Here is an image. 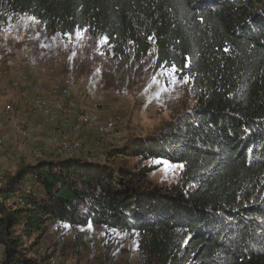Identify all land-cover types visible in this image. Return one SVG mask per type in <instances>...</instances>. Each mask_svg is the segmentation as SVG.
I'll use <instances>...</instances> for the list:
<instances>
[{
    "label": "trees",
    "instance_id": "trees-1",
    "mask_svg": "<svg viewBox=\"0 0 264 264\" xmlns=\"http://www.w3.org/2000/svg\"><path fill=\"white\" fill-rule=\"evenodd\" d=\"M0 5L47 34L104 38L116 58L131 49L139 60L153 45L155 67L175 65L200 89L196 105L158 131L109 144L103 162L37 158L7 174L0 264H41L22 237L38 240L49 222L135 231L146 264H264V0ZM153 159L182 164L180 183L152 184L143 163Z\"/></svg>",
    "mask_w": 264,
    "mask_h": 264
},
{
    "label": "rangeland",
    "instance_id": "rangeland-1",
    "mask_svg": "<svg viewBox=\"0 0 264 264\" xmlns=\"http://www.w3.org/2000/svg\"><path fill=\"white\" fill-rule=\"evenodd\" d=\"M30 35L37 39L33 48L44 51L51 41L54 45L52 51L60 49L66 53L67 58L61 59L58 68L63 69V65L68 68L60 74L62 79L42 85L38 93L25 98L22 93L32 74L27 63L17 66L16 59L22 49L27 48L23 46L24 39ZM104 42V38H91L85 30L65 38L59 34H47L36 19L28 15H9L0 5V115L3 107L9 105L18 109L19 121L31 132L44 136L59 133L56 123L48 124L34 109L33 101L43 92H50L54 85L73 81L78 106L97 110L103 116L117 117L124 138L116 145H122L135 137L149 136L196 105L200 89L187 76L178 73L174 77L176 82H172L170 68L155 67L153 45L143 58L135 60L131 49L119 58L113 57ZM52 63L53 60L45 62L41 69L54 74L56 69ZM22 74L27 75L26 80L20 78ZM73 118V114L68 115L70 121ZM9 129L10 125L6 123L5 141L0 147V183L20 164L36 162L37 153L43 159L60 158L50 146L44 143L33 145L10 133ZM65 134L73 137L67 131ZM75 138L80 143V154L95 162L105 160L109 144L99 135L85 132ZM133 162H136L135 158L129 159L130 164ZM143 164L153 167L148 173L152 184L170 187L180 183L182 164L163 159L147 160ZM46 225L47 229L38 240L34 239L36 233L30 239L22 237L26 246L32 243L28 255L40 260L41 264H146L142 237L135 231H118L93 224L89 229V223L74 227L50 222ZM2 251L0 245V258Z\"/></svg>",
    "mask_w": 264,
    "mask_h": 264
},
{
    "label": "built area",
    "instance_id": "built-area-1",
    "mask_svg": "<svg viewBox=\"0 0 264 264\" xmlns=\"http://www.w3.org/2000/svg\"><path fill=\"white\" fill-rule=\"evenodd\" d=\"M21 79L26 80L27 75L22 74ZM34 109L48 124H57L59 133L49 136L31 132L19 121V111L12 106H5L0 115V147L5 141L6 123L10 125V133H15L22 140L33 145L46 144L51 147L56 155H68L80 148L76 135L92 132L99 135L108 144H117L123 141L124 134L119 128L117 117L103 116L94 109H84L78 106L73 81L58 83L50 92H43L33 101ZM73 114V120L68 115ZM65 131L73 135L72 138ZM37 158L41 154L37 153Z\"/></svg>",
    "mask_w": 264,
    "mask_h": 264
},
{
    "label": "crops",
    "instance_id": "crops-1",
    "mask_svg": "<svg viewBox=\"0 0 264 264\" xmlns=\"http://www.w3.org/2000/svg\"><path fill=\"white\" fill-rule=\"evenodd\" d=\"M24 44L23 46H27V48L22 49V54H20V56L18 57L17 55V66L26 64L27 68L30 69V73L31 75V80L29 81V84L26 85L25 88V92L23 91V96L25 95V98H27L26 96L29 95H33L35 93H38L40 88L43 86H47L50 85L52 83L53 80H57V79H62V76H60V74L65 73L64 72V68H68L65 65L62 66L63 69H59L58 68V64L61 63V59L63 58V60L65 58H67V54L63 53V51H59L57 49H55L54 51H52L54 45L51 41H49L47 44H49V48L48 46H46L47 49H45L44 51H39V48L36 49V47L33 48V42L37 39L34 38L33 36H27L24 39ZM60 57V58H59ZM60 59L57 61V59ZM53 60V66L56 69L55 71V75L54 74H50L47 70H42L41 67H43L42 65L48 61V63ZM20 64V65H19ZM62 64V63H61ZM16 65V64H15ZM65 66V67H64ZM68 66V65H67ZM57 73V74H56ZM50 91V89H49ZM30 101L32 102V100L30 99Z\"/></svg>",
    "mask_w": 264,
    "mask_h": 264
},
{
    "label": "water",
    "instance_id": "water-1",
    "mask_svg": "<svg viewBox=\"0 0 264 264\" xmlns=\"http://www.w3.org/2000/svg\"><path fill=\"white\" fill-rule=\"evenodd\" d=\"M80 153L81 152H80V148H79L77 151H75V152H73L71 154H68V155H60V158L61 159L82 158L87 163H94L95 162V160L94 159H91V157H89L87 155H82Z\"/></svg>",
    "mask_w": 264,
    "mask_h": 264
},
{
    "label": "snow or ice",
    "instance_id": "snow-or-ice-1",
    "mask_svg": "<svg viewBox=\"0 0 264 264\" xmlns=\"http://www.w3.org/2000/svg\"><path fill=\"white\" fill-rule=\"evenodd\" d=\"M77 35H80V34L78 33ZM186 66H187V65H185V67H186ZM168 71H169V73L171 74V76H172V78H173L172 82H176L174 77H175V74H176L178 71H180V69H177L176 66L173 65ZM184 82H186V81H184ZM177 167H182V165H178ZM91 227H92V225H91V223H89L88 228L91 229Z\"/></svg>",
    "mask_w": 264,
    "mask_h": 264
}]
</instances>
